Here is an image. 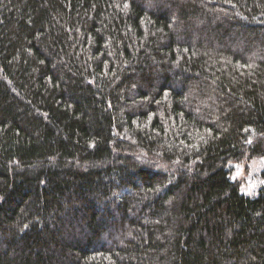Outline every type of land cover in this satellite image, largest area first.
I'll list each match as a JSON object with an SVG mask.
<instances>
[{
  "label": "trees",
  "instance_id": "16d2710c",
  "mask_svg": "<svg viewBox=\"0 0 264 264\" xmlns=\"http://www.w3.org/2000/svg\"><path fill=\"white\" fill-rule=\"evenodd\" d=\"M264 0H0V264H264Z\"/></svg>",
  "mask_w": 264,
  "mask_h": 264
},
{
  "label": "rangeland",
  "instance_id": "374dc122",
  "mask_svg": "<svg viewBox=\"0 0 264 264\" xmlns=\"http://www.w3.org/2000/svg\"><path fill=\"white\" fill-rule=\"evenodd\" d=\"M231 179L239 184L241 192L253 196L264 187V157L231 166Z\"/></svg>",
  "mask_w": 264,
  "mask_h": 264
}]
</instances>
